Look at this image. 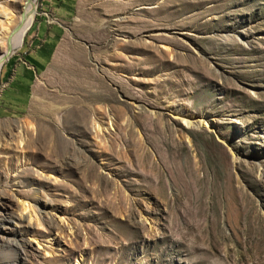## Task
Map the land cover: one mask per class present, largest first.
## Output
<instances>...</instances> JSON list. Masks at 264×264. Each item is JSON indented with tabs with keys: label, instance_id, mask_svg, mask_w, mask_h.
<instances>
[{
	"label": "rangeland",
	"instance_id": "374dc122",
	"mask_svg": "<svg viewBox=\"0 0 264 264\" xmlns=\"http://www.w3.org/2000/svg\"><path fill=\"white\" fill-rule=\"evenodd\" d=\"M35 3L0 66V264H264V0Z\"/></svg>",
	"mask_w": 264,
	"mask_h": 264
},
{
	"label": "bare ground",
	"instance_id": "6f19581e",
	"mask_svg": "<svg viewBox=\"0 0 264 264\" xmlns=\"http://www.w3.org/2000/svg\"><path fill=\"white\" fill-rule=\"evenodd\" d=\"M35 1L36 0H3L0 3V66L8 59L10 54L16 51L21 45L24 34L37 13L35 9ZM12 2L18 3L19 8L16 9ZM177 115L185 127L197 129L198 127L209 128L210 126L207 117L202 121H195L185 112ZM231 122L235 125L243 126V123L237 118H232ZM92 124L95 125V122H92ZM22 125L21 126L25 128L28 126L30 129L33 128L32 125H29L26 122H23ZM108 126L111 129L112 125L110 124ZM21 140L22 139L20 138L18 141ZM22 206H24L23 210H26L25 203L22 204ZM30 219L31 217L29 216L28 220Z\"/></svg>",
	"mask_w": 264,
	"mask_h": 264
},
{
	"label": "crops",
	"instance_id": "0c3cea01",
	"mask_svg": "<svg viewBox=\"0 0 264 264\" xmlns=\"http://www.w3.org/2000/svg\"><path fill=\"white\" fill-rule=\"evenodd\" d=\"M36 39H37V34H36V37L32 40L28 36L26 41L28 43L30 42V46L32 47L33 44H35ZM48 42H53V38H52L50 33L43 35V38L39 39V43L37 46H35L36 49L33 51V53L27 54L26 52H24V60H23L24 63H26L29 67H32L33 69H35V66H38L41 70L44 66H41L39 63H41L43 61L46 62L47 59L50 57L51 52H52V49H49L47 47ZM25 59H29V62H25ZM23 69H25V67ZM35 71H36V69H35ZM23 76H24V70H23V73L22 72L20 73V75H18V76L15 75L16 78H20Z\"/></svg>",
	"mask_w": 264,
	"mask_h": 264
}]
</instances>
